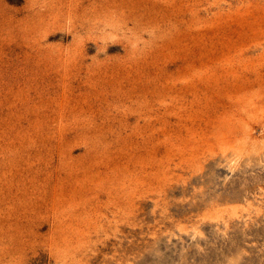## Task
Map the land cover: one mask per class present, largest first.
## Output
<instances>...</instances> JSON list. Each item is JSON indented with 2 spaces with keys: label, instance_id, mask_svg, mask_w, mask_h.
Segmentation results:
<instances>
[{
  "label": "rangeland",
  "instance_id": "1",
  "mask_svg": "<svg viewBox=\"0 0 264 264\" xmlns=\"http://www.w3.org/2000/svg\"><path fill=\"white\" fill-rule=\"evenodd\" d=\"M0 264H264V0H0Z\"/></svg>",
  "mask_w": 264,
  "mask_h": 264
}]
</instances>
